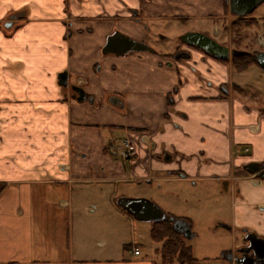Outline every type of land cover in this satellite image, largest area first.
<instances>
[{
    "label": "crops",
    "instance_id": "crops-1",
    "mask_svg": "<svg viewBox=\"0 0 264 264\" xmlns=\"http://www.w3.org/2000/svg\"><path fill=\"white\" fill-rule=\"evenodd\" d=\"M226 13L225 0H0V264H154L123 238L135 223L115 204L154 186L156 203L191 225L211 196H233L236 217L216 220L240 239L224 252L243 231L264 238V184L244 169L264 164L261 67L237 71L231 56L183 45L179 59L102 51L114 32L146 42L170 22L212 21L220 37ZM126 138L123 160L111 148Z\"/></svg>",
    "mask_w": 264,
    "mask_h": 264
},
{
    "label": "rangeland",
    "instance_id": "rangeland-1",
    "mask_svg": "<svg viewBox=\"0 0 264 264\" xmlns=\"http://www.w3.org/2000/svg\"><path fill=\"white\" fill-rule=\"evenodd\" d=\"M226 15L227 16L224 19H221V21L216 23L217 27L219 26L218 29L221 33L220 37L212 34V31L210 29V27L212 26V21H201L200 26L194 24L193 28L198 29L201 32H206L208 36L214 38L217 42L230 44L231 48H235L236 42L240 40V43L238 45L239 49L237 50L241 49L244 52H264V33L261 27V18L264 17V2L259 4L253 10L252 15L245 18L241 17L242 19H251L253 21L254 24H251L249 26L236 24L239 23L237 21L241 20L240 17H236L227 13ZM164 24L165 25L155 26L145 44L151 47L156 53L159 52L165 54H174L176 48L180 46L181 43H183L180 41V37L188 31H180L178 29V26L180 28L181 25L176 23L170 22ZM255 69H259V73H263L264 75V71L261 70V68ZM105 185L110 186L108 184ZM106 190L107 191L105 192L103 209L104 212H107V215H109L112 212L109 204L107 203V197L110 189L106 187ZM156 191L158 192V190H156L154 186L151 191H146V193L144 192L145 197L138 196L132 198L147 199L155 203L162 209V205H159L160 203H156L158 202L155 199ZM234 200V197L230 195L221 196V201H219L218 198L211 196L208 209L201 215H194V221L192 225L191 223H189L190 229L194 235L192 236V238L187 240V243L192 247L193 255L197 259H199L200 261L205 260V262H203L204 264H230L228 261L222 258V253L224 252L223 248L233 246L235 242L236 244H238L240 233L239 231H235L234 229L232 231H229L220 227V222L216 220V217L221 215V219L226 222H229L232 217H236L233 205ZM216 203L221 206V212H217V209H213ZM131 221L135 223V227L130 226L129 228H126V226H124L122 230L123 238L126 239L127 237V241L129 242H131L133 239L137 242L142 243L144 253H149L150 255H152L154 258V263H157L159 261V254L158 252H156V249H158L159 243L153 242L150 239L149 230L151 227V223L148 221H138L134 218H131ZM108 229L109 228H107V230ZM138 234H142L145 239L140 240L137 237ZM106 236L107 235H104V238L106 239L107 244L110 245L111 241L109 237Z\"/></svg>",
    "mask_w": 264,
    "mask_h": 264
},
{
    "label": "water",
    "instance_id": "water-1",
    "mask_svg": "<svg viewBox=\"0 0 264 264\" xmlns=\"http://www.w3.org/2000/svg\"><path fill=\"white\" fill-rule=\"evenodd\" d=\"M230 13L236 16H247L250 14L259 4L264 0H225ZM17 16L12 15L10 19H14ZM12 22L6 26H10ZM180 40L190 46L199 48L207 54L220 59L226 60L229 56H241L244 54L241 50L229 49L228 46L222 45L212 37L205 33L198 31H188L184 33ZM152 49L145 43L132 39L127 35H123L120 32H114L106 39L105 45L102 49L103 53H114L116 55H124L128 52H143L151 51ZM187 54L185 52L179 53L174 58H185ZM256 63L264 70V52H257L255 54ZM67 73L62 72L58 74V84L63 87H67ZM72 91V97L76 101H83L85 97L84 90L77 85H69ZM245 171L253 177L255 181L264 184V164L261 163H248L244 167ZM115 204L126 214L138 221H166L172 224V227L185 239H190L193 236V232L190 226L183 219L168 216L158 205L155 203L143 199L132 197H119L116 199ZM246 232V231H244ZM247 246L245 247V254L240 257H234L232 255L233 249H228L222 253V258L228 262H234L235 264H264V238L257 236L253 232H247L245 237Z\"/></svg>",
    "mask_w": 264,
    "mask_h": 264
},
{
    "label": "trees",
    "instance_id": "trees-1",
    "mask_svg": "<svg viewBox=\"0 0 264 264\" xmlns=\"http://www.w3.org/2000/svg\"><path fill=\"white\" fill-rule=\"evenodd\" d=\"M237 22L239 23L236 24L245 26L254 24L251 19L246 20L241 18ZM261 27L264 33V17L261 18ZM239 43L240 40L236 42V49H239ZM255 53L244 52L241 56H232L231 63L233 68L237 71L246 69L251 63L255 62ZM182 219L188 224L190 223L188 218L182 217ZM149 236L151 241L159 243V247L156 249V252L159 254V261L154 264H204L203 262H205V260L200 261L193 255L192 247L182 235L173 229L170 222H151Z\"/></svg>",
    "mask_w": 264,
    "mask_h": 264
},
{
    "label": "flooded vegetation",
    "instance_id": "flooded-vegetation-1",
    "mask_svg": "<svg viewBox=\"0 0 264 264\" xmlns=\"http://www.w3.org/2000/svg\"><path fill=\"white\" fill-rule=\"evenodd\" d=\"M181 41V40H180ZM182 42V41H181ZM143 43H145V42H143ZM181 45H183V46H185V47H193V46H190V45H188V44H186V43H181L180 44V46H178L177 48H176V50H175V52H174V54H170V57L172 58V59H176V58H174L175 56H177V55H179V53H182V52H185L186 54H187V57L188 56H190L189 55V53L185 50V49H183V47L181 46ZM151 48V47H150ZM195 48V47H194ZM152 49V48H151ZM146 52H155L153 49L151 50V51H146ZM244 232V231H243ZM246 235H247V231L246 232H244V234H243V239H245V237H246ZM248 244H247V242H243V244H241L240 246H237V247H234L233 248V252H232V255L234 256V257H240L242 254H245V247L247 246Z\"/></svg>",
    "mask_w": 264,
    "mask_h": 264
},
{
    "label": "built area",
    "instance_id": "built-area-1",
    "mask_svg": "<svg viewBox=\"0 0 264 264\" xmlns=\"http://www.w3.org/2000/svg\"><path fill=\"white\" fill-rule=\"evenodd\" d=\"M120 155L123 159H128L133 155L134 152V148L132 143L128 140V139H124L122 140V142L120 143ZM114 151H117V148L114 149ZM131 252L134 255H139L140 254V249L137 246H133L131 249Z\"/></svg>",
    "mask_w": 264,
    "mask_h": 264
}]
</instances>
